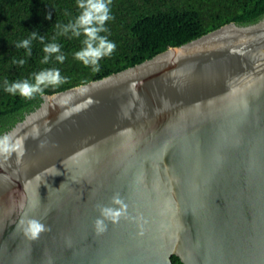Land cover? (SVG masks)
I'll use <instances>...</instances> for the list:
<instances>
[{
  "label": "water",
  "instance_id": "1",
  "mask_svg": "<svg viewBox=\"0 0 264 264\" xmlns=\"http://www.w3.org/2000/svg\"><path fill=\"white\" fill-rule=\"evenodd\" d=\"M4 137L0 264H264V18L46 95Z\"/></svg>",
  "mask_w": 264,
  "mask_h": 264
},
{
  "label": "trees",
  "instance_id": "2",
  "mask_svg": "<svg viewBox=\"0 0 264 264\" xmlns=\"http://www.w3.org/2000/svg\"><path fill=\"white\" fill-rule=\"evenodd\" d=\"M77 0H0V139L17 122L35 110L46 95L97 80L134 66L168 48L181 46L225 24L240 26L254 24L264 18V0H112L113 17L101 35L116 44L115 52L102 59L99 72H92L74 59L75 52L83 45L79 38L60 36L57 24L74 22L79 15ZM35 32L37 39L27 49L16 45L30 39ZM39 37L44 38L41 43ZM58 43L66 56L63 64L52 57L42 64L48 43ZM24 60L20 65L18 62ZM15 61V63H14ZM57 68L67 82L58 87H48L44 95L32 99L5 92V80L33 81L34 74L45 69ZM173 264H181L172 256Z\"/></svg>",
  "mask_w": 264,
  "mask_h": 264
},
{
  "label": "clouds",
  "instance_id": "3",
  "mask_svg": "<svg viewBox=\"0 0 264 264\" xmlns=\"http://www.w3.org/2000/svg\"><path fill=\"white\" fill-rule=\"evenodd\" d=\"M112 0H77L76 7L79 9V15L74 22H69L67 25L61 27L57 24L59 29L57 33L60 36H67L69 33L71 37L79 38L84 37L82 40L83 47L75 52L74 59L81 62L85 67H91L92 72L100 71L99 62L110 57L116 50V44L110 41L107 36L101 35L106 33L108 29L106 24L113 19L111 15ZM37 39V34L33 32L30 39H24L16 45V47L27 49L26 55H31V43ZM40 42H44L43 37H39ZM45 55L41 60L42 64H48L52 57L60 64H63L66 56L61 52L58 43H48L43 47ZM15 63V61H14ZM20 65L25 63L24 60L18 62ZM67 77L61 75L60 70L57 68L45 69L34 74L33 81L18 80L9 84L5 80V92L11 95H19L25 99H32L36 95H44V91L48 87H58L67 82ZM15 150V146L9 143V138L4 137L0 139V152L10 153ZM112 203L119 205L118 208L101 206L100 215L103 219L98 218L95 221L98 231H104L106 225L104 220L118 222L121 217H127L128 205L120 198L119 194L112 197ZM31 224V236L35 238L38 233L45 230L43 224L38 223L36 220L29 221Z\"/></svg>",
  "mask_w": 264,
  "mask_h": 264
}]
</instances>
